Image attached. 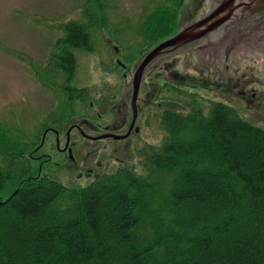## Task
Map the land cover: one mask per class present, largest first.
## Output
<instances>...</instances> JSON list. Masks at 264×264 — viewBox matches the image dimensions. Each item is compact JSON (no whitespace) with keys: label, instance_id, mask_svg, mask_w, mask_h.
Listing matches in <instances>:
<instances>
[{"label":"trees","instance_id":"obj_1","mask_svg":"<svg viewBox=\"0 0 264 264\" xmlns=\"http://www.w3.org/2000/svg\"><path fill=\"white\" fill-rule=\"evenodd\" d=\"M95 3L86 23L61 26L47 66L35 69L47 85L52 62L66 77L61 107L49 115L60 131L90 95L72 85L73 50L92 51ZM183 4L170 0L147 17L141 32L151 47L142 53L174 34ZM195 98L183 111H162L161 144L139 147L134 163L87 186L35 171L25 155L38 144L0 146V264H264V129ZM8 135L0 127V140Z\"/></svg>","mask_w":264,"mask_h":264},{"label":"rangeland","instance_id":"obj_2","mask_svg":"<svg viewBox=\"0 0 264 264\" xmlns=\"http://www.w3.org/2000/svg\"><path fill=\"white\" fill-rule=\"evenodd\" d=\"M168 1L100 0L104 5L101 10L95 0L92 51L73 50L78 62L73 86L89 87L91 91L83 103L76 104L74 119L60 132L54 127L62 147L73 125H81L90 136L104 134L113 108L121 117L120 122L127 118L129 125L131 79L144 55L142 49L151 47L142 37L140 26L153 10L170 5ZM87 3L88 0H0V127L9 134L8 139L0 140L2 150L12 148L13 142L38 144L35 148L32 145L25 155L35 171L43 166L41 174L56 175L68 187L87 186L98 175L115 170L118 163H134L135 150L144 143L161 144L167 134L161 113L167 107L179 108L165 103L164 97L176 96L179 101L189 102L187 97L175 93L159 96L160 87L168 80L205 99L235 108L244 120L264 129V59L260 49L249 46L245 49L254 48V55L246 54L243 60L210 72L206 61L210 56L197 50L202 43L197 42L185 52L163 54L146 71L139 101L140 120L135 125L141 130L138 134L133 132L125 141L90 142L74 131L70 134L69 155L56 148L55 135L51 133L46 135L43 149L35 153L42 142L44 124L52 121L48 116L61 107L62 98L56 90L59 95L62 93L65 76L52 62L43 72L50 79L51 85H47L38 80L34 67L47 66L56 41L64 37V23L88 21ZM211 6V0H184L178 11V28L202 19ZM244 52L242 49L229 58L237 60ZM84 120L88 123L84 124ZM124 132L118 131L121 135ZM0 163L4 167L7 164L1 158Z\"/></svg>","mask_w":264,"mask_h":264},{"label":"water","instance_id":"obj_3","mask_svg":"<svg viewBox=\"0 0 264 264\" xmlns=\"http://www.w3.org/2000/svg\"><path fill=\"white\" fill-rule=\"evenodd\" d=\"M209 38L214 45L208 56L216 59L217 56H225L236 53L249 46L260 49L264 59V0H213L212 10L200 21L189 25L181 32L170 39L162 42L153 51L148 53L142 60L133 77V95L131 99L133 109V129L138 118L137 100L141 88L144 73L150 64L165 52L182 48L194 41ZM205 43H201L197 50L202 51ZM254 51L251 48L249 51ZM73 127L67 133V143L64 151L68 150L70 143V133ZM138 132L139 129L137 128ZM83 136L102 140L113 138L114 140H124L129 137L130 132L125 136L102 135L100 137H90L80 129ZM58 136V134H57ZM46 133L43 136V142ZM58 146L60 141L58 137ZM70 155L71 150L69 149Z\"/></svg>","mask_w":264,"mask_h":264},{"label":"flooded vegetation","instance_id":"obj_4","mask_svg":"<svg viewBox=\"0 0 264 264\" xmlns=\"http://www.w3.org/2000/svg\"><path fill=\"white\" fill-rule=\"evenodd\" d=\"M207 40V43L205 44V45H203V47H202V51H203V55L204 56H206V55H208V54H210V53H208V51L207 50H209V48L210 47H213L214 45L211 43V40L210 39H206ZM229 57L228 56H217L216 57V59L215 60H213L212 58H210V57H207L206 58V61L208 62V64H209V69H210V72H217L218 71V69H219V67H222L224 64L225 65H227V63L228 64H232L231 62L233 61V63H236V61L233 59V60H230V59H228ZM242 59H244V58H242ZM175 78H177L175 75H173ZM179 92L180 91H182L183 93H185V94H183V97L185 98L186 97V94L187 93H189V91H188V88H184V87H178V86H176L175 84H172ZM132 86V85H131ZM142 89V88H141ZM140 95H141V92H140ZM139 101H140V98H139ZM138 107H139V105H138ZM132 111V110H131ZM99 116H101L102 117V115H100L99 114ZM109 120L107 121V124L105 125V133L104 134H113V135H121V134H119L118 133V131H122V130H125V134H127V133H129L130 131V137L129 138H131V136H132V134H133V132H135L133 129L131 130V123H132V119H131V121H130V123H129V125H128V120H127V118H126V120H124L123 122H120V120H121V117L118 115V113L116 112V111H114V108L113 109H111L110 111H109ZM113 118V119H112ZM112 119V120H111ZM139 120H140V118L138 117V119H137V122H139ZM137 122H136V126H137ZM86 123H88V121L87 120H84V124H86ZM73 126H76V127H74V129L72 130V132H74V131H77V132H79L80 130H79V127L80 128H82L83 130H84V128L81 126V125H73ZM72 127V126H71ZM79 130V131H78ZM48 131V133H47V135L48 134H51V133H53L54 135H55V141H57V134L59 135V138H60V134L58 133V131L56 130V129H54V127H49V129L47 130ZM71 132V133H72ZM124 135V134H123ZM100 136V135H99ZM92 137H98V136H92ZM129 138H127V139H129ZM84 139H87V140H89L90 142H92V141H96V140H93V139H90V138H86V137H84ZM127 139H125V140H127ZM107 140H111V141H125V140H114V139H112V138H108ZM71 139H70V146H69V148H71ZM60 146H61V141H60ZM44 147V146H43ZM43 147L39 150V151H41L42 149H43ZM64 147H65V145H64ZM64 147H62L61 146V148H58V146L56 145V148L61 152V153H69L68 151H65V152H63V148ZM38 151V152H39ZM40 158V157H39Z\"/></svg>","mask_w":264,"mask_h":264}]
</instances>
